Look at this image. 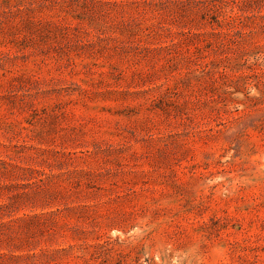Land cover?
<instances>
[{
	"label": "rangeland",
	"instance_id": "374dc122",
	"mask_svg": "<svg viewBox=\"0 0 264 264\" xmlns=\"http://www.w3.org/2000/svg\"><path fill=\"white\" fill-rule=\"evenodd\" d=\"M0 264H264V0H0Z\"/></svg>",
	"mask_w": 264,
	"mask_h": 264
}]
</instances>
